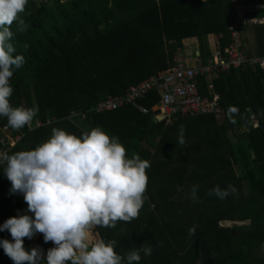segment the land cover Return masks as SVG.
I'll list each match as a JSON object with an SVG mask.
<instances>
[{
	"label": "trees",
	"instance_id": "1",
	"mask_svg": "<svg viewBox=\"0 0 264 264\" xmlns=\"http://www.w3.org/2000/svg\"><path fill=\"white\" fill-rule=\"evenodd\" d=\"M20 15L28 27L20 32L12 25L13 55H23L25 63L10 78L9 100L13 107L36 108L38 114L19 130L0 116V137L4 126L22 135L8 154L34 149L53 128L79 137L99 127L118 138L128 158L137 152L150 167L138 217L114 228L95 226L93 237L115 240L121 256L150 246L151 255L141 253L139 264H264V70L232 68L212 80L225 115L221 126V117L213 114L177 118L175 126H164L168 123L151 113L158 100L154 91L139 101L147 113L131 105L92 110L107 95H121L130 84L148 78L155 71L152 62L161 69L170 66L185 36L200 39L214 32L222 47L228 45V26L235 18L231 0H28ZM206 86L207 78H200L203 95L211 93ZM71 111L86 115L69 118ZM205 117L213 126L196 138L186 133H199V128L185 127L188 143L180 145V126ZM233 125L244 127L235 143L227 136ZM157 130L161 136L155 142ZM194 184L199 185L198 199L191 195ZM216 185H232L237 192L223 200L207 195ZM10 188L0 168V225L18 214L32 215L23 194L10 193ZM194 226L195 235H190ZM3 239L12 240L7 230L0 231ZM24 247L42 249L47 264V250L55 246L41 234L25 238ZM0 264H14L2 247Z\"/></svg>",
	"mask_w": 264,
	"mask_h": 264
},
{
	"label": "clouds",
	"instance_id": "2",
	"mask_svg": "<svg viewBox=\"0 0 264 264\" xmlns=\"http://www.w3.org/2000/svg\"><path fill=\"white\" fill-rule=\"evenodd\" d=\"M27 2L0 0V116L13 130L30 125L38 114L36 108L13 107L9 100L10 78L25 63L23 55H13L12 25L20 32L27 29L20 15ZM184 131L181 125L180 145L185 143ZM0 166L11 182L10 193L23 194L27 212L32 213L18 214L0 225V231L7 230L12 237L0 240V247L14 264H45L42 249L24 247V239L37 233L43 234L45 243L55 245L47 250V264H139L141 253L151 255L150 246L141 245L121 256L114 250L115 240L89 243L90 229L131 222L146 200L150 163L139 155L128 158L118 138L99 127L79 137L53 128L50 138L32 150L0 152ZM198 190L194 184L193 199H198ZM177 191H182L180 185ZM236 192L232 185L225 189L216 185L207 195L223 200ZM195 231V226L190 228V235Z\"/></svg>",
	"mask_w": 264,
	"mask_h": 264
},
{
	"label": "built area",
	"instance_id": "3",
	"mask_svg": "<svg viewBox=\"0 0 264 264\" xmlns=\"http://www.w3.org/2000/svg\"><path fill=\"white\" fill-rule=\"evenodd\" d=\"M235 12L234 21L228 26L229 44L222 47L216 45L206 62L188 64L182 55L178 54L174 62L166 69L157 71L148 78L130 84L121 95H107L92 108L96 112H107L131 105L142 113L150 111L139 103L151 92H156L158 100L152 105V115L164 119L167 123L177 118L213 114L216 118L222 116L218 95L213 91L211 82L207 83L208 95L201 94L198 80L202 77L213 78L232 68L264 69V55L248 57L242 51L241 29L244 25L256 22L258 19L248 16L254 10L264 7L260 3H250L245 0H231ZM90 111V110H89ZM157 111L159 113H157ZM86 112L71 111L69 118L79 116L84 118ZM40 121L36 125H40ZM22 138L20 133L13 134L6 126L0 137V152H7ZM0 168L3 169L2 166ZM19 195H22L19 193Z\"/></svg>",
	"mask_w": 264,
	"mask_h": 264
},
{
	"label": "crops",
	"instance_id": "4",
	"mask_svg": "<svg viewBox=\"0 0 264 264\" xmlns=\"http://www.w3.org/2000/svg\"><path fill=\"white\" fill-rule=\"evenodd\" d=\"M203 1H206V0H203ZM247 2L260 3V4L264 5V1L261 2L259 0H248ZM248 16H251V17L256 18L258 20L256 22L246 24L241 29L242 51L248 57H254V56L256 57V56L262 55L264 52V7H261V8L254 10L252 12V14H249ZM219 44H220L219 35L214 33V32H209L208 34L202 36L200 39L197 38V36H195V35L185 36L181 39V45L178 46L177 49L173 52L174 57H173L172 63L174 62V60L178 54L182 55L188 64H195V63H198V61L202 62L204 55L208 52H212L214 47L216 45H219ZM197 59H198V61H196ZM151 68H153V69L155 68L154 73H156L157 71L164 70V69L159 68L158 66H154L153 62L151 63ZM147 69H149V67ZM262 70H264V69H262ZM154 73H152V74H154ZM152 74H150V75H152ZM216 77H213L211 79L207 78V83L211 82L213 84L212 80L216 79ZM214 93L219 96V94L215 91V89H214ZM221 109H222V107H221ZM151 112H153L152 106H151ZM159 119H160V117L158 116L157 120H159ZM224 119H225V115H224V112L222 109L221 119L218 120L219 121L218 124L220 126L225 122ZM199 120L200 121H198L197 119L196 120L189 119V120H186L184 122V124L185 123L190 124V125L185 124L184 128L185 127L187 128L189 126L193 127L194 129L199 128V133L193 132L192 134H189V135L186 133L187 138H193V137L196 138L198 134L200 137V136H202V134L205 133L204 130L207 131L213 126V123H211L209 121V117L200 118ZM252 120H253V125L256 126L257 125L256 120L253 118H252ZM79 121H80V119H79ZM175 121L173 120L172 122H170L168 124L165 123L164 126L173 127L177 124V122H175ZM79 123H82V122H79ZM181 123L182 122H179L178 124H181ZM192 124L194 126H192ZM228 126L231 127L229 124H228ZM232 128L233 129L228 128L227 136L231 140L232 143H235V142H237L238 139H240V136H241L240 134L242 133L244 127L239 126V125H237V126L233 125ZM160 136H161V131L157 130L152 135V139L156 142L159 140ZM193 141H194V139H193ZM185 143L187 144L188 142H185ZM150 149H152V148H150ZM135 155H139V153L136 152ZM119 222H123V221H119ZM39 234L40 233H37L36 235L39 236ZM34 238H36V237L34 236ZM97 239L95 237H93V235H91V233L89 231V243H90V245L94 244L96 241H98Z\"/></svg>",
	"mask_w": 264,
	"mask_h": 264
},
{
	"label": "rangeland",
	"instance_id": "5",
	"mask_svg": "<svg viewBox=\"0 0 264 264\" xmlns=\"http://www.w3.org/2000/svg\"><path fill=\"white\" fill-rule=\"evenodd\" d=\"M238 171V170H237ZM239 172V171H238ZM221 224H223V225H230L231 223L229 222V221H226V220H223V221H221L220 222ZM39 235H41V234H39ZM35 237H38V235H35ZM55 246V245H54Z\"/></svg>",
	"mask_w": 264,
	"mask_h": 264
}]
</instances>
